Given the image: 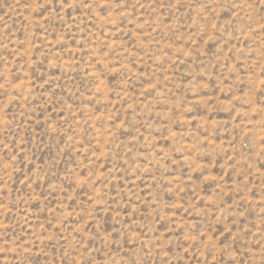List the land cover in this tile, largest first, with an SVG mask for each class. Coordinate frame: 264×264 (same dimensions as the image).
I'll list each match as a JSON object with an SVG mask.
<instances>
[{
    "label": "rangeland",
    "instance_id": "1",
    "mask_svg": "<svg viewBox=\"0 0 264 264\" xmlns=\"http://www.w3.org/2000/svg\"><path fill=\"white\" fill-rule=\"evenodd\" d=\"M0 264H264V0H0Z\"/></svg>",
    "mask_w": 264,
    "mask_h": 264
}]
</instances>
